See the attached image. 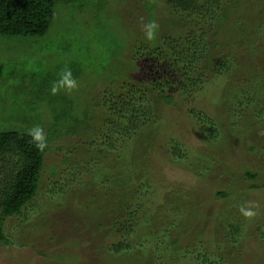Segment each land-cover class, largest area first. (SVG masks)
<instances>
[{
  "label": "rangeland",
  "instance_id": "rangeland-1",
  "mask_svg": "<svg viewBox=\"0 0 264 264\" xmlns=\"http://www.w3.org/2000/svg\"><path fill=\"white\" fill-rule=\"evenodd\" d=\"M54 1L55 17L46 35H0V133L40 132L42 140L47 143V152L35 205L45 201L63 205L58 204L49 216L46 213L40 224L35 223L33 219L26 220L30 209L20 216L7 219L5 232L10 241L17 242V246L12 247L11 242L10 245L0 247V264H43L46 258L55 264H63L62 257L41 256L43 252H49L47 245L41 246L42 243H39L42 235L46 239L47 236H61L63 241L70 243L68 250L76 249L80 251L78 254L84 253L85 263L120 264L105 246L106 241L90 242L93 234L91 225L89 228L86 224V217L95 213L103 219L106 218L103 198L95 193L98 191L104 195L109 192L106 189H117L116 186L122 188L118 178H122L125 176L123 173L127 174L129 171L134 178L131 179L132 190L140 187L141 197L137 195V201L144 199L143 204L148 206L149 210L157 209L160 204L164 207L165 203L162 201L165 200V194L172 191L168 184L171 181L179 182L184 176L185 184L190 181L191 186L199 190L202 188L203 200L200 206L203 205L204 211L207 212L213 206L215 209L220 208L219 201H216V204L210 199L206 201L210 189H222L229 185L234 186L242 198L247 194L248 199L253 200L259 208L251 210V217L242 215L233 218V221L241 226V235L237 245L228 247L226 252L238 254V257H233L239 264L261 263L264 260V212L261 209L264 208L261 199L264 188L260 186L257 190L250 189L253 181L246 175L228 178L221 176L218 180L215 177L201 179L185 171V168L169 162L170 157L164 154L165 146L167 148L171 143H182L185 151L199 157L201 146L194 143V123L184 109L165 107L162 119H153L150 127L139 131L134 138L122 140L116 137L114 141L118 149H107L112 141L108 137L109 129L105 128V115L108 114L104 106L105 101L103 102L105 92L113 90L117 97H127L130 84L125 87L123 83L127 84L129 77L137 90L145 92L146 88L140 86L141 81L151 78L150 74H153L151 65L145 61L146 45L142 43L145 40L151 43L155 38L153 36L150 39L147 35L149 17H152L146 4L148 0ZM157 3L153 13L160 32L170 37L177 36L175 28L182 29L181 15L168 9L165 0H157ZM252 11L254 15L261 13L264 16V0H256ZM114 14L121 18L117 15L115 18L112 16ZM166 21L171 24H165ZM253 26V18H247L240 22L239 29L243 32L242 42L248 43L243 49H256V54H247L245 59L253 70L259 72L264 71V36L256 35L250 28ZM155 33L157 34V27ZM231 34L222 35L218 43L230 41ZM239 34L238 31L237 35ZM129 36L134 39L127 43ZM211 37L209 34L207 41L213 43ZM214 39H218V36ZM219 49L210 50L215 53ZM258 55L262 57L259 58ZM244 71L245 67L240 65L235 72L224 77L218 90V102L224 98L228 101L227 97L231 94L236 96L238 89H244ZM258 74L255 73L256 78ZM212 84L206 89L197 88L199 92L196 94L197 101L204 105L202 110L210 108L211 113L215 111L211 99L217 89L214 82ZM147 92L150 93V90ZM178 96L181 102L180 95ZM260 100H264V97L258 99ZM255 108H260V105L253 106L252 109ZM238 121L241 123L240 118ZM248 122L246 119L242 123L244 128L248 126ZM227 139L228 149H233L230 159L232 164L238 160L248 161L252 169L264 173V143L257 136L250 139V144L245 140L242 143L237 138ZM251 146H255L256 150L247 154V149ZM236 151L239 155H236ZM66 158L70 160L69 164L66 163ZM57 166H60L61 171L55 174ZM65 173L68 178L69 175H72V178L78 175L74 184L75 190L73 192L72 189L64 187L67 196H60V200L54 201L49 191L58 181L63 182ZM116 179L118 182H115ZM254 182L262 184L264 177H259ZM141 188H144L143 192ZM232 203L240 206L241 200L238 198ZM205 224L210 226L213 220H207ZM87 228L89 230H86ZM34 237L39 239L35 241L37 247L39 246L37 250L30 243V239ZM19 238L29 240L28 244L24 241L23 246L20 245L17 241ZM137 253L136 264H141L144 255L139 251ZM68 255L69 259L74 258L71 253ZM161 255L163 254L159 253L155 256L157 262L161 263Z\"/></svg>",
  "mask_w": 264,
  "mask_h": 264
},
{
  "label": "trees",
  "instance_id": "trees-1",
  "mask_svg": "<svg viewBox=\"0 0 264 264\" xmlns=\"http://www.w3.org/2000/svg\"><path fill=\"white\" fill-rule=\"evenodd\" d=\"M255 2L256 0H165L167 8L182 17V29L177 26L175 30L178 35L170 37L160 32L158 22L154 19L156 16L153 11L157 7V0H148L146 4L152 15L149 17V23L156 25L157 34H154L155 38L151 43L147 40L142 43L146 45L145 61L151 65L153 74H150L151 78L142 79V83L140 82V86L146 88L145 92L137 90L131 77L127 84L123 83L125 87L130 84L127 97H117L113 90L105 92V95L110 94L103 97L104 106L108 110L105 115V128L109 129L108 137L112 141L107 149H118L114 141L116 137L122 140L134 138L139 131L149 128L153 119H162L165 107H179L193 120L196 133L194 143L201 146L198 153L200 158L185 151L182 143H171V146L164 148V154L170 157L169 162L185 168V171L201 179L215 177L218 180L221 176L228 178L246 175L253 181L250 189L257 190L260 186L264 188V182H254L257 178L264 177V173L252 169L248 161L238 160L234 164L231 163L233 149H228L227 139L237 138L242 143L245 140L250 144V139L257 136L264 143V100L258 101L264 97V71L256 72L248 65L245 56L256 54V49H243L248 43L242 42L243 32L239 29L241 21L253 18L255 26L250 28L259 37L264 36V16L261 13L254 15L252 11ZM115 15L119 16H112L116 18ZM54 17V0H0V35L44 36L50 30ZM172 20L176 21L173 17ZM165 24L171 23L166 21ZM124 29L128 32L127 28ZM108 33L111 35L110 31ZM230 33V41L218 43L222 35ZM209 34L213 37V43L207 41ZM216 36L218 39L215 40ZM133 39L129 36L127 43ZM214 48L220 49L212 53L210 49ZM232 53L233 55H230ZM261 55L258 57L261 58ZM240 65L245 67L244 89L236 91L237 97L231 94L227 97L228 101L224 98L218 102V90L224 77L231 75ZM255 73H259L257 78ZM213 82L217 89L211 99L215 106V111L211 113L210 108L202 110L204 105L197 101L196 94L199 92L197 88L206 89L213 85ZM147 90H150V93ZM258 104L260 108L253 110V106L257 107ZM246 119L249 122L244 128L242 123ZM37 143L46 145L43 151L36 147ZM255 150V146H251L247 149V154ZM46 152L47 143L43 140L36 141L32 133H0V247L10 245L11 242L12 247L17 246V242L10 241L5 232L7 219L20 216L30 209L26 220L33 219L35 223L40 224L46 213L49 216L58 207L59 203L52 201L35 205ZM66 163H70L68 158ZM87 164L90 166L88 162ZM57 167L55 174L61 171L60 166ZM123 174L125 176L122 178L116 176L122 183V188L116 186L117 189H106L109 192L104 195L98 191L95 193L103 198L106 218L103 219L95 213H90L87 217L85 215L87 226L90 228L91 225L92 228L93 236L90 242L106 241L105 246L120 264H136L138 251L144 255L141 264H155V256L159 253L163 254L162 261H156V264H239L233 257H238V254H228L226 249L233 248L239 241L241 226L234 222L233 218L243 215L241 207L248 211L259 208L253 200L248 199L247 194L242 198L235 187L229 185L222 189H210L207 198L205 197L206 201L210 199L215 204L219 201L220 208L215 209L213 206L207 212L204 211L203 205L200 206L203 200L202 188L199 190L191 186L190 181L185 184L184 176L179 182L171 181L168 184L172 191L165 194V200L162 201L165 203L164 207L160 204L157 209L149 210L148 206L143 204L144 199L137 201V195L141 197L140 187L132 190L131 183L134 178L131 172ZM77 176L72 178V175H69L68 178L67 173L64 174L63 182L58 181L49 191L54 201L60 200V196H67L64 187L74 192ZM143 189L141 188V191ZM133 192L135 194H132ZM238 198L241 200L240 206L233 205L232 201ZM261 199L264 202V195ZM33 204L35 206L30 207ZM261 209L264 212V208ZM207 220H213V224H205ZM40 238L39 240L34 237L30 239V243L36 250L39 246L37 247L35 241L39 240L41 246L47 245L49 252H43L41 256L62 257L63 264H89L85 263L84 253L78 254L80 251L76 249L68 250L70 243L63 241L61 236H47L46 239L42 235ZM17 241L23 246L24 241L28 244L29 240L19 238ZM236 248L237 246L233 251ZM69 253L74 258L69 259ZM45 262L55 264L47 258ZM45 262L43 261V264ZM258 264H264V260Z\"/></svg>",
  "mask_w": 264,
  "mask_h": 264
},
{
  "label": "clouds",
  "instance_id": "clouds-1",
  "mask_svg": "<svg viewBox=\"0 0 264 264\" xmlns=\"http://www.w3.org/2000/svg\"><path fill=\"white\" fill-rule=\"evenodd\" d=\"M147 27H148L147 35L151 39L154 36V34H155L156 25L155 24H149ZM53 91H55V89ZM34 138L38 142L42 140V137H41L39 131H35L34 132ZM36 147L39 148L41 151H43L44 148L46 147V145L44 143H37ZM240 211L243 213V215L245 217H251L253 215V213L251 211H247L243 207H241Z\"/></svg>",
  "mask_w": 264,
  "mask_h": 264
}]
</instances>
